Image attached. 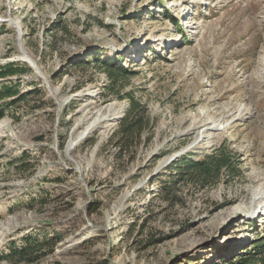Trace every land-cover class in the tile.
Wrapping results in <instances>:
<instances>
[{"label":"rangeland","instance_id":"obj_1","mask_svg":"<svg viewBox=\"0 0 264 264\" xmlns=\"http://www.w3.org/2000/svg\"><path fill=\"white\" fill-rule=\"evenodd\" d=\"M5 62L30 92L0 116V256L33 248L0 264H233L264 242V0H0ZM127 93L152 124L121 149ZM223 143L233 175L174 167Z\"/></svg>","mask_w":264,"mask_h":264},{"label":"trees","instance_id":"obj_2","mask_svg":"<svg viewBox=\"0 0 264 264\" xmlns=\"http://www.w3.org/2000/svg\"><path fill=\"white\" fill-rule=\"evenodd\" d=\"M106 64V63H104ZM109 71H112V65L109 64ZM29 67L16 64L14 62H5L0 65V77H7L11 75H19L23 72L29 71ZM109 72V73H110ZM116 75V74H115ZM112 74L113 77H115ZM35 89V88H33ZM30 92H20L18 85L11 81H1L0 83V116L3 109L20 99ZM129 98V107L126 114L122 118L118 127V142L117 144L121 149L128 148L129 141L133 138L140 139L144 130L149 129L152 120L147 113V108L138 100H136L130 93L126 94ZM233 157L229 150L222 144V147L216 153L206 154L197 160L188 157H180L174 164L180 175L186 176L188 179L198 182L199 184H207L208 182H215L221 175L222 170H226L229 174L233 175L235 172ZM8 253L2 254L0 259H14L24 261L25 256L29 255L32 251L33 245L30 240H27L23 246H16L13 242L8 244ZM264 242L260 240L253 244V252H245L236 258L233 264H264ZM232 264V263H231Z\"/></svg>","mask_w":264,"mask_h":264},{"label":"bare ground","instance_id":"obj_3","mask_svg":"<svg viewBox=\"0 0 264 264\" xmlns=\"http://www.w3.org/2000/svg\"><path fill=\"white\" fill-rule=\"evenodd\" d=\"M22 56L25 58V59H27L30 63H33V61L31 60V58L22 50ZM112 106V105H111ZM106 111L108 112V114H107V112H106V114H105V116H101V114H102V110H99L98 112H96L95 114H94V116L93 117H91V118H89L88 120H87V126L88 127H86L87 129L88 128H90V127H98L99 126V124L101 123V122H109V123H107V125L104 127V129H103V131L105 132L106 131V128H108V127H110V125H112L117 119H118V115H117V113H115V112H113L112 113V109H111V107H107L106 108ZM230 113V112H229ZM217 127H219V126H217ZM202 128H203V126H202ZM210 129V128H209ZM188 133V132H187ZM82 134H83V132L81 131L79 134H77V136L76 137H74V138H71L69 141H68V144H67V147H70V146H72V144H76V142L78 141V140H80V138L82 137ZM204 134V133H203ZM203 134H202V136H203ZM201 137V136H200ZM208 137V136H207ZM206 139V138H205ZM204 141V140H203ZM253 198H254V202H253V210L250 212V210L252 209H250L249 211H248V213H252V215H255L256 214V212L258 211V208H259V205H256V202H258L260 199H262V200H264V191L263 192H261L259 195H257V194H255V195H253ZM255 207V208H254ZM263 209H264V204L262 205V207H261V210H260V213H259V215L262 213V211H263ZM248 213H247V215H248Z\"/></svg>","mask_w":264,"mask_h":264}]
</instances>
